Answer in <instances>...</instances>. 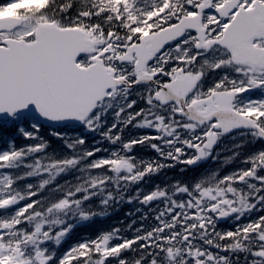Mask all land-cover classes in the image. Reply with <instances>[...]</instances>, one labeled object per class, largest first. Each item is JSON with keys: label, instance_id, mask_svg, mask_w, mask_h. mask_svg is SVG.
Returning <instances> with one entry per match:
<instances>
[{"label": "snow or ice", "instance_id": "obj_1", "mask_svg": "<svg viewBox=\"0 0 264 264\" xmlns=\"http://www.w3.org/2000/svg\"><path fill=\"white\" fill-rule=\"evenodd\" d=\"M0 264H264V0H0Z\"/></svg>", "mask_w": 264, "mask_h": 264}, {"label": "trees", "instance_id": "obj_2", "mask_svg": "<svg viewBox=\"0 0 264 264\" xmlns=\"http://www.w3.org/2000/svg\"><path fill=\"white\" fill-rule=\"evenodd\" d=\"M42 134L46 136V138H48L50 140V142L52 143L53 147H55V145L57 143H59L54 137H51L48 135L47 130H42ZM17 143H20V139H17ZM232 144H228V145H223V151L220 152L219 157H217L212 165L210 166H206V165H200L199 167V171H204V170H208L211 171L212 169L215 170L217 167L220 166L221 163V159L224 157L222 156V154L229 150V148H231ZM106 146V145H105ZM221 147V146H220ZM145 157H154L155 153L151 150V149H146V152L144 153ZM235 165L231 166L234 167ZM180 165L177 164L176 167L171 168V169H166L164 171V173H162V175H168V176H178L179 175V169H180ZM230 167L225 166L223 171H227ZM192 170L189 169L188 172L184 173V176H187L189 173H191ZM70 176H65L63 177V179H70ZM155 180H159L160 179V175H158L157 177H154ZM148 184V188H150L152 186V182H148L146 183ZM121 186H124L123 184H121ZM109 187H111V185H109ZM122 191V190H121ZM116 205H113V210L110 216H108L107 218H104L103 220H99L98 219V223L101 224L102 226H108L110 224H113L114 222L123 219L125 221V223L128 222V220L133 219L134 217H126L125 213L129 212V211H134L135 208L137 206H129L128 203H126L125 201H120L119 206H118V210H116ZM141 213L140 212H135V216L138 217Z\"/></svg>", "mask_w": 264, "mask_h": 264}]
</instances>
